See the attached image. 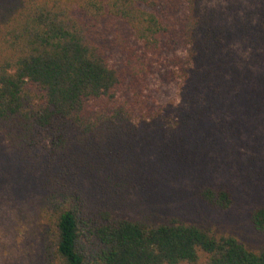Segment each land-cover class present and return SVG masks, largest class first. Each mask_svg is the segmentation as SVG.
<instances>
[{
	"label": "trees",
	"instance_id": "16d2710c",
	"mask_svg": "<svg viewBox=\"0 0 264 264\" xmlns=\"http://www.w3.org/2000/svg\"><path fill=\"white\" fill-rule=\"evenodd\" d=\"M208 2L0 0V184L33 188L40 264H264L201 215L234 205L203 168L218 119L262 118L264 0Z\"/></svg>",
	"mask_w": 264,
	"mask_h": 264
},
{
	"label": "rangeland",
	"instance_id": "374dc122",
	"mask_svg": "<svg viewBox=\"0 0 264 264\" xmlns=\"http://www.w3.org/2000/svg\"><path fill=\"white\" fill-rule=\"evenodd\" d=\"M208 7L232 13L256 8L257 4L250 0H209ZM172 94L176 97V90ZM228 109L218 121L222 129L232 127L231 137L213 130L210 146L203 150L207 157L203 168L209 169L217 182L233 189L234 205L226 213L204 211L201 215L233 233L246 246L257 248L264 236L255 233L250 213L264 206V109L259 120H245L240 107ZM234 120L238 123L232 126ZM189 176L181 181L187 190L193 180ZM41 252L42 228L33 188L23 190L20 184L11 182L0 184V264H40Z\"/></svg>",
	"mask_w": 264,
	"mask_h": 264
}]
</instances>
